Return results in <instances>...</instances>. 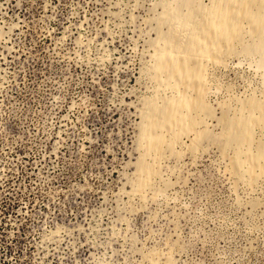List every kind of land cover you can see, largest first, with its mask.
I'll list each match as a JSON object with an SVG mask.
<instances>
[{
    "label": "rangeland",
    "instance_id": "obj_1",
    "mask_svg": "<svg viewBox=\"0 0 264 264\" xmlns=\"http://www.w3.org/2000/svg\"><path fill=\"white\" fill-rule=\"evenodd\" d=\"M172 1L0 0V264H264V180L222 150L221 119L264 103L242 18L204 61L209 138L182 134L135 190L145 101L172 94L151 70Z\"/></svg>",
    "mask_w": 264,
    "mask_h": 264
},
{
    "label": "bare ground",
    "instance_id": "obj_2",
    "mask_svg": "<svg viewBox=\"0 0 264 264\" xmlns=\"http://www.w3.org/2000/svg\"><path fill=\"white\" fill-rule=\"evenodd\" d=\"M173 1V7L170 3V6L163 5L164 10L159 16L168 24V30L161 34L165 45L156 49L151 67L152 78L158 87H167L172 94L161 96V100L156 94L145 101L135 188L139 194L151 187L158 174L157 164L165 153L179 155L176 145L182 134L193 132L194 147L209 138L203 117L193 114H211L204 101L207 90L203 81L204 61H219L216 51L227 50L243 35V29H237L235 25L236 18H242L248 25L247 33L253 37L255 47L253 54L260 55L258 66L264 67V0H256L257 3L209 0V8L201 3L202 0ZM244 52L251 54L252 50L244 49ZM242 109L247 113L221 119L222 150L225 154L229 147L234 148L229 159L230 172L237 178H246L253 185L259 179L264 180V139L257 141L253 130L257 125L264 127V103L249 100L244 102ZM253 145H256L255 151L251 150Z\"/></svg>",
    "mask_w": 264,
    "mask_h": 264
}]
</instances>
